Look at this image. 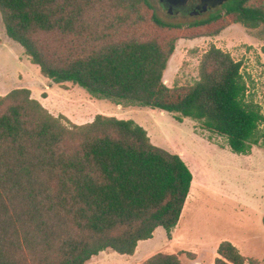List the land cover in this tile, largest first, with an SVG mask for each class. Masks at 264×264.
<instances>
[{
    "label": "trees",
    "instance_id": "trees-1",
    "mask_svg": "<svg viewBox=\"0 0 264 264\" xmlns=\"http://www.w3.org/2000/svg\"><path fill=\"white\" fill-rule=\"evenodd\" d=\"M0 15L6 35L56 85L190 118L236 154L263 142L264 113L229 52L211 45L193 83L167 86L163 75L180 38L216 36L228 19L264 25V0H236L186 25L161 18L149 0H0ZM191 182L180 155L132 119L97 114L76 124L27 87L0 95V264H86L106 250L131 256L158 227L171 237ZM216 252L214 264L248 260L229 241ZM140 264L182 263L158 252Z\"/></svg>",
    "mask_w": 264,
    "mask_h": 264
},
{
    "label": "rangeland",
    "instance_id": "rangeland-1",
    "mask_svg": "<svg viewBox=\"0 0 264 264\" xmlns=\"http://www.w3.org/2000/svg\"><path fill=\"white\" fill-rule=\"evenodd\" d=\"M228 24L213 37L178 39L164 71V83H193L201 56L214 45L241 61L249 92L264 113V25L251 29L229 19ZM19 86L29 88L32 97L55 116L62 114L73 123L87 122L97 114L132 119L146 129L153 144L170 152L182 151L195 180L179 219L185 242L212 245L229 241L247 257L246 264H264V139L250 154H236L223 137L202 129L190 118L178 122L167 112L93 98L78 85H56L42 76L21 45L6 35L0 15V95ZM261 128L264 131V124ZM162 230L156 231L153 240L142 241L133 256L106 250L86 264H139L159 251H168ZM193 259L188 253L180 261L199 264ZM214 260L202 264H214Z\"/></svg>",
    "mask_w": 264,
    "mask_h": 264
},
{
    "label": "flooded vegetation",
    "instance_id": "flooded-vegetation-1",
    "mask_svg": "<svg viewBox=\"0 0 264 264\" xmlns=\"http://www.w3.org/2000/svg\"><path fill=\"white\" fill-rule=\"evenodd\" d=\"M155 11L165 14L166 21L178 24H188L209 18L211 15L222 11L226 6L234 3L236 0H149ZM206 15L207 17H202ZM202 17V18H201ZM187 23H181L182 21Z\"/></svg>",
    "mask_w": 264,
    "mask_h": 264
},
{
    "label": "crops",
    "instance_id": "crops-1",
    "mask_svg": "<svg viewBox=\"0 0 264 264\" xmlns=\"http://www.w3.org/2000/svg\"><path fill=\"white\" fill-rule=\"evenodd\" d=\"M20 87V86H19ZM48 98V97H47ZM47 98L46 101H47ZM40 101V100H39ZM41 102V101H40ZM42 103V102H41ZM43 105V104H42ZM164 112V111H162ZM110 115V114H109ZM111 116V115H110ZM94 118V117H93ZM89 121L87 122H90L92 121L93 119H88ZM75 122V121H74ZM76 124H82V123H86L85 121H80V122H75ZM173 153H177L178 155H180V157L184 160V162L186 163V165L188 166V163L186 162L185 160V154L182 152V151H178V152H173ZM189 167V166H188ZM190 169V168H189ZM191 171V170H190ZM192 173V172H191ZM193 174H192V182H191V185L192 183L195 182V180L193 179ZM191 188V186H190ZM190 192V190H189ZM189 195V193H188ZM188 197V196H187ZM187 200V199H186ZM161 227H158L155 229V231L153 232V237H154V234L156 233V231H159ZM164 231V232H163ZM181 231V220L178 221L177 225L175 226V228L171 231V237L168 238L167 235H166V231L165 230H162V232L160 233L161 234V237L163 239V241H165V244H164V248L168 251H159V252H162V253H175V254H178L179 256V259L182 260V257L183 255H187L188 253L192 254L193 255V262H198L199 264H202L204 262H208L211 260L213 261V258H216L217 256V247L218 245L223 241L219 240L217 243L215 244H208V243H205V242H201V243H198L197 245H190L188 243L185 242V235L186 234H182L180 233ZM153 237L151 239H148V241H151L153 240ZM145 241V240H143ZM142 241H139L138 244H137V247L135 249V252L134 254L136 253V250L138 249V246L140 245ZM164 250V249H163ZM158 253V252H157ZM133 254V255H134ZM156 254V253H155ZM216 254V255H215ZM131 255V256H133ZM154 255V254H153ZM97 256V255H96ZM128 256V255H127ZM152 256V255H151ZM210 256V257H209ZM95 257V256H94ZM206 257V258H205ZM93 258V257H92ZM91 258V259H92ZM149 258V257H148ZM90 259V260H91ZM89 260V261H90ZM146 260V259H145ZM143 262V261H142ZM191 262V263H193ZM140 264V263H139Z\"/></svg>",
    "mask_w": 264,
    "mask_h": 264
},
{
    "label": "water",
    "instance_id": "water-1",
    "mask_svg": "<svg viewBox=\"0 0 264 264\" xmlns=\"http://www.w3.org/2000/svg\"><path fill=\"white\" fill-rule=\"evenodd\" d=\"M219 1H221V2H222V1H226V0H219Z\"/></svg>",
    "mask_w": 264,
    "mask_h": 264
}]
</instances>
